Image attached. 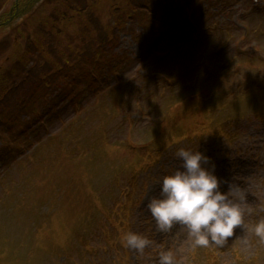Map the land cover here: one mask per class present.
Instances as JSON below:
<instances>
[{
  "label": "rangeland",
  "instance_id": "374dc122",
  "mask_svg": "<svg viewBox=\"0 0 264 264\" xmlns=\"http://www.w3.org/2000/svg\"><path fill=\"white\" fill-rule=\"evenodd\" d=\"M2 2L4 0H0V7ZM221 3L222 5H220ZM215 4L216 6L213 5L211 9L212 12H216L215 17L209 19L208 24L197 27L199 29L198 33L195 30L197 37L203 38L205 46H200L199 38L197 40V37H195L190 42L191 45L184 46L183 53H178V56L174 57V61L167 59L165 65L159 68L163 73L165 68L170 67L169 70L173 74H169L173 75L172 77H177V83L170 89V91L174 90L173 94L180 91L181 88L178 87L181 83L183 84V88L190 92V88L187 85L188 81L198 84L201 80H205L208 75L211 78L219 75L220 79L217 84L221 88L222 94L228 95L231 98L230 94L224 93V90L228 87V84L223 81L224 60L230 56L231 50L238 49L240 46L248 43L249 40L255 38L264 39V0H223L222 2L216 1ZM219 5L220 7L217 8ZM200 6H203V4H200ZM39 9L42 11L44 7H40ZM206 9L210 11V7H205V5L198 9V12L201 10L200 19L203 21L208 19ZM49 10H45L44 13ZM24 15L25 13L20 18H17V20L21 19ZM47 16H49V12L45 14V17ZM45 20L47 26L51 27L54 25L50 19L45 18ZM226 27V31H223ZM230 27H233L232 30ZM1 31L2 29L0 28ZM5 32L6 28L2 33ZM243 32L248 33L246 37L238 36ZM68 34H72L74 38H80L84 35L82 32L74 30L68 32ZM120 38L119 47L115 48L116 52L120 54L119 49H121L122 51H126L127 55L128 53L132 54V59L137 58L139 48H137L136 44L130 41L128 36H120ZM210 44L211 47L208 48ZM259 47L260 53L257 56L264 61L262 57L264 56V41H259ZM218 48L221 51L215 52ZM160 52L162 51H154L150 59L152 60L155 54ZM3 57H5V54L0 55V60ZM241 58L242 56H240ZM146 62L149 63L147 60ZM208 63V71L212 70V66L215 65V68L210 72L206 70ZM139 65L134 60L132 64L121 68L117 78H112L114 85L113 97L110 98L105 93L100 94V102L97 105H92L90 109H81L74 116H71L75 120H71L66 116L56 123H50L47 127V132L55 134L58 130L64 131L60 133L62 135L60 141H69L71 136L65 135L71 130H75L78 125L85 124L86 127L83 128L85 136L89 137L95 146L92 150L93 156L88 161L84 170L86 173L82 177L81 175L73 177V179L78 180L73 185L74 189L76 191L82 189L80 199L75 205L77 211L82 206L85 208L83 199L88 197L87 194H89L91 189H93L95 195L101 185L104 183L108 185L109 182L111 183L110 187L116 189L113 182L114 176L119 175V171L122 174L127 169V165L131 162L132 158L137 157L135 154L139 155L136 148L132 150L126 149L124 142L115 140V145L108 144V140L112 139V137H106V126H109L110 130H116V133L121 136L127 133L132 140L141 144L145 141H142L143 139H146L149 134H153L154 132L152 128L153 120L158 118L161 112H163L160 111L157 114L160 110V105L162 109L167 110L168 117L166 124L169 127L178 126L181 120L183 122L186 116L193 110L191 108L195 101L191 98V95L185 96V102L183 103L173 98L168 103L162 100L159 106L156 105L155 108H152L149 105L151 98L147 97L152 90V83H149L150 89L137 98L138 107L134 106L131 102L132 94L127 79L132 77L134 70ZM0 66H2L1 62ZM260 67L258 61L238 63V73L234 77V82L239 78V82H241V94H233L237 98V101L232 104L235 111L240 113L245 111L253 117L258 111L257 118L259 119L245 122L242 116L238 115L237 125L245 126L244 132L230 139L231 142H228L227 147L218 143L221 142L219 138H212L209 141V147L201 151L215 165V174L222 180L221 191H225L228 187V183L226 182H230L232 185H238L246 194L244 227L234 229L233 236L228 238V242L223 248L212 244L206 249H203V247H193L192 238L189 236L187 229L179 223L174 224L168 232H160L157 229L155 220L149 214L150 212L146 210L149 200L159 194L158 186L153 181L157 176V171L160 178L163 175L162 169L159 168L158 164H155L148 171L147 179L144 180L143 178L145 183L141 181V176L138 175L135 178V185L141 192L139 202L136 203V197L133 193L127 192L122 194V203L116 229L108 227L103 232L94 222H90L87 226H84L86 223L83 224V222L87 216L86 210H88L86 208L80 212H76L70 227L59 235L61 239L59 240V244L63 249H68L70 256L63 257V253L59 255L60 249H57V246L54 247L53 245H50L51 252L49 251L44 257H38L34 252L30 255V252L34 248V233L37 230L38 220H34L28 214L20 213L19 211L14 214L11 209L12 201H15V197L20 196L22 184L15 183L17 176L15 174L14 179L6 177V180H0V264H44L45 261H52L53 264H121L123 262L125 264H159L158 251L160 249L172 251L174 264H183L184 262L187 264L190 257L193 258V264H235V262L237 264H264V244H261L256 237L250 234L251 226L257 220L264 218V212L259 211L261 207H264V97L262 102H256L257 97L262 91H257L253 86L249 88V85L246 84V78L249 73L245 72V70H257ZM145 68L151 69V66ZM163 75L167 76V73ZM122 89L128 90V92L124 93ZM207 93L206 90H203L199 92V97ZM249 93L253 94L251 101H247L246 99ZM123 99L127 103V106L123 107L124 111L131 112V114L122 113L124 121L130 119L129 115L132 118H136L142 111L149 109L153 110V114L157 115H154L149 125H144L140 131L137 128H129L127 125H123L119 121V118L115 117V108L112 100L116 103L115 107L120 108L119 103H124ZM226 101L228 102V100ZM84 103L85 101L82 102V104ZM208 108L210 107H204L205 110ZM227 111L230 112L231 108L228 107ZM91 117L94 119H90ZM76 129L81 130L82 127ZM42 130L44 131L43 128ZM78 138L85 137L78 136ZM76 145L77 143L74 141L73 150ZM50 150L55 151V145H52ZM173 154L174 152L167 153L166 159L171 163L173 162V166L179 165L177 159L173 158ZM25 170L29 174L27 167ZM11 181L13 185L10 183ZM26 185L29 191L34 189L35 192H38L36 195H33V199L36 201L42 200V193L49 190L48 182H40L33 186L30 180L29 182L26 181ZM87 191L89 192L87 193ZM247 209H251V213ZM5 229L9 230V234L5 232ZM128 231L146 236L152 244L145 248L143 253H137L128 249L121 242L123 235ZM13 232L15 233L14 236ZM18 232L21 233L18 234ZM89 232L94 235L91 239H88L85 245L82 240L84 236H90L88 235ZM6 236H9V240L2 242L1 238ZM245 240L248 241L247 244L244 243ZM26 241L29 242V245L26 244ZM81 247L85 248V255L76 250Z\"/></svg>",
  "mask_w": 264,
  "mask_h": 264
},
{
  "label": "clouds",
  "instance_id": "9594fccd",
  "mask_svg": "<svg viewBox=\"0 0 264 264\" xmlns=\"http://www.w3.org/2000/svg\"><path fill=\"white\" fill-rule=\"evenodd\" d=\"M174 156L180 161L179 167L162 176L158 196H153L147 205L157 229L168 232L179 223L187 229L193 247L207 248L212 244L223 248L234 229L244 227V190L226 182L227 189L221 191L222 180L215 174V165L197 146L179 148ZM259 211L264 212V207ZM250 234L264 244V218L251 226ZM121 242L137 253L152 244L146 236L132 231L125 233ZM158 262L174 264L172 251L160 249Z\"/></svg>",
  "mask_w": 264,
  "mask_h": 264
},
{
  "label": "trees",
  "instance_id": "16d2710c",
  "mask_svg": "<svg viewBox=\"0 0 264 264\" xmlns=\"http://www.w3.org/2000/svg\"><path fill=\"white\" fill-rule=\"evenodd\" d=\"M49 1L55 3V6L51 7V15L45 18L50 19L54 25L47 26L43 18L33 23L27 19L11 30V38H6L2 42L0 38V49L3 54L10 51L5 57L7 61L5 76L7 74L11 76V81L8 83L6 79V86L0 92L9 90L17 94H13L14 96H18L30 88L29 78L40 80L52 67L65 77L77 70L82 72L91 70L93 65L100 61L94 53L102 38H90L89 34L94 32L100 36L101 30L104 29L98 12L100 8L97 7L101 0ZM149 3L151 17L159 15L162 10L159 0H126V6L120 11L126 16L130 13L134 14L137 21L130 16L134 19L132 22L141 23L149 18L147 15ZM62 21L65 24L68 21L75 23L84 35L81 38H75L74 44L70 41L66 42V39L63 43L61 34L66 28ZM103 40L108 42L109 38ZM3 80L1 75L0 86ZM19 107L24 109L26 105L21 103Z\"/></svg>",
  "mask_w": 264,
  "mask_h": 264
}]
</instances>
